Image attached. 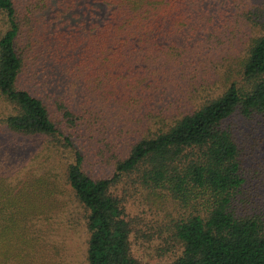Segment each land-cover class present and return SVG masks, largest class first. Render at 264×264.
<instances>
[{"label": "trees", "instance_id": "obj_1", "mask_svg": "<svg viewBox=\"0 0 264 264\" xmlns=\"http://www.w3.org/2000/svg\"><path fill=\"white\" fill-rule=\"evenodd\" d=\"M65 80L80 108L54 91ZM153 102L111 173L86 171L78 137L110 113L117 147L127 108ZM0 106V264H152L111 191L130 173L177 207L181 249L159 264H264V171L245 177L230 122L264 135V0H0Z\"/></svg>", "mask_w": 264, "mask_h": 264}, {"label": "rangeland", "instance_id": "obj_2", "mask_svg": "<svg viewBox=\"0 0 264 264\" xmlns=\"http://www.w3.org/2000/svg\"><path fill=\"white\" fill-rule=\"evenodd\" d=\"M93 11L96 13L95 17H99L100 14L105 13V8L103 5H97L96 9ZM65 15H67L71 21H73L74 18L81 19L84 16V14H81L75 17L71 16L72 14L69 13H66ZM45 17L46 16H44V18ZM190 73L191 72H187L186 74L189 75ZM53 79L54 78H49L48 80L51 81ZM186 80L187 79H181V82L184 83ZM48 88L52 89L53 85L48 86ZM54 91L67 98L74 109L75 107L80 108V104L86 100L77 85L69 83L67 80L63 81L60 87L58 86L54 88ZM148 102L152 103V100ZM134 104L135 103H132L124 112V116L128 119L122 120V122H125L124 128L130 127L132 131L129 130L130 134H126V137L123 139L126 140L125 142L119 140V146L116 147L114 144V141H116L115 131L116 127L119 126V123H112L114 120H110V117L112 116L110 113L105 114L106 118L103 119L100 125L96 127L94 126L92 132H85L82 137H78L83 140L82 145L86 146L88 149V151H85L86 154L83 162L86 171L94 176L110 174L112 171L114 156L118 153L123 154L127 150V143L131 139L138 137L139 133L144 132V127H141V124L146 125L149 121V116L152 113L146 112V110L151 108L154 111V109H156L155 106L158 107L161 102H158L157 104L154 103L147 108L141 104ZM168 106H173L172 109H174L175 113L178 111L173 103H169ZM3 112L4 109L0 106V116ZM98 113L99 116L102 115L101 112ZM230 122L233 123L232 126L237 132L239 141L243 146L242 152L244 156L242 157V164L245 177L246 165L251 169L264 171V135L257 134L253 130L254 127L249 125L248 120H243L237 115H234L232 119H230ZM4 135L5 134L0 129V142L2 143L5 140ZM246 136H248L251 139L250 141L254 143L255 150L252 153L248 152L244 147V143L246 144ZM257 137L258 139H256ZM24 143L27 144V140H24ZM28 146L35 148L36 144L28 141ZM38 152L40 156H42L41 152L45 153L42 147H38ZM17 155L18 154L15 156ZM133 175V173H130L122 176L120 181L111 187V191L122 201L124 210L134 228L129 237L131 251L143 261L152 264L164 263L178 255L181 249L179 243L171 238L169 232L164 227L168 216H175L177 214V207H175L172 202L166 200L159 190L154 192L153 189H149L139 184L137 181L133 182L131 180ZM82 237L83 232L78 230L72 239L73 245H70L71 248H67L69 253L72 250V247L75 248L80 244ZM69 264L82 263H77V260L73 257Z\"/></svg>", "mask_w": 264, "mask_h": 264}]
</instances>
